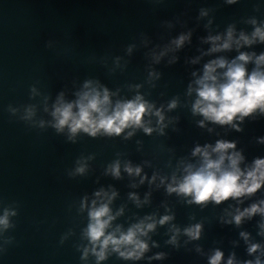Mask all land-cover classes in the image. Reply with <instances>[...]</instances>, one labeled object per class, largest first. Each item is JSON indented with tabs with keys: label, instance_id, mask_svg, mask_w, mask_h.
Returning <instances> with one entry per match:
<instances>
[{
	"label": "water",
	"instance_id": "95a60500",
	"mask_svg": "<svg viewBox=\"0 0 264 264\" xmlns=\"http://www.w3.org/2000/svg\"><path fill=\"white\" fill-rule=\"evenodd\" d=\"M257 29L264 0H0V264H211L217 251L219 264H264V212L235 222L264 208V182L219 203L169 191L204 165V150L219 158L218 141L234 143L222 168L238 154L241 181L264 159V110L224 124L193 110L213 61L226 62L213 72L217 84L233 62L245 78L264 73ZM105 90L109 115L140 97L141 125L95 135L57 127L56 107L71 103L77 113L84 93ZM102 205V219L112 217L105 236L141 226L139 256L121 255L139 251L134 244L109 243L99 258L104 237L94 242L88 230ZM197 224L194 238L186 230Z\"/></svg>",
	"mask_w": 264,
	"mask_h": 264
},
{
	"label": "clouds",
	"instance_id": "9594fccd",
	"mask_svg": "<svg viewBox=\"0 0 264 264\" xmlns=\"http://www.w3.org/2000/svg\"><path fill=\"white\" fill-rule=\"evenodd\" d=\"M231 35V31H229V40H231ZM254 35H259L264 40V32H261L259 29H257ZM184 39L185 37L181 36L177 44L182 43ZM210 39L218 40L219 37H211ZM243 39L245 42H250L247 37H243ZM221 47L228 48L229 43L225 42ZM239 59L241 61H247L250 57L241 54ZM261 62H264V55H261L257 60V63ZM225 63L221 59L206 65L203 78L197 81L201 87L197 90L199 99H197L193 106L194 111H198L206 118L221 124L232 122L238 113L242 117L250 114L256 108L264 110V73L253 71L250 76L245 78L246 72L243 64L233 62L224 74L227 77V82L217 84V77L213 75V72L217 66L224 67ZM209 81L211 83H208ZM108 103L109 97L107 90H105L103 98L100 97L99 93H95L94 95L84 93L77 102L79 108L77 113H73V104L71 103L56 107L53 115L57 117V127L62 128L64 125L69 124L73 133L83 128L90 134L95 135L102 128L108 133L119 134L129 125H141L142 117L147 111V106L140 100V97H137L135 101H129L123 104L118 103L110 115L107 114L108 108L106 105ZM174 106L175 102L173 101L170 107ZM94 113L98 115H94ZM157 115H160L159 111H157ZM161 119H163L162 116ZM145 131L150 132L151 129L146 128ZM234 147V143L218 141L213 149L214 152L220 153L219 158L216 160L210 159L209 152L204 150V165L195 172L189 171V174L185 176L183 182L177 188L170 186L169 191H179L186 195L191 194L197 203L206 202L209 199L219 203L230 196L239 197L244 193L256 191L261 186V182H264V159H258L255 162L256 167L252 171H249L241 181V176L244 174L237 167L238 160L240 159L238 154L229 157L231 165L230 171L222 168L225 160V150ZM200 152L201 148L197 147L194 154ZM80 170L82 171L83 169ZM127 171L131 173L133 169L129 167ZM135 171L138 174L140 169L136 168ZM113 172L115 175H119L118 164L113 169ZM257 211L264 212V208H258L256 205H253L252 208L246 209L245 212L236 215L235 222L239 224L245 213L252 214ZM108 212L107 205H102L90 213L93 222L89 225V236L94 242L99 241L102 236L104 237L99 258H104L103 249L109 243H112L116 250L119 249L121 244H134L135 248L139 249V251L121 252V255L129 257L133 255L139 256L140 252L147 248L145 243L135 238L137 231H143L141 226L137 225L135 229H129L127 234H122L119 239L111 234L105 236L104 230L112 217L108 216L107 219L102 218ZM167 219L169 217H164L161 223ZM0 223H7L6 216L5 218H0ZM147 227L151 229L154 225L148 224ZM186 231L196 238L199 236L200 225L197 224L194 228L187 229ZM242 235L245 234L242 233ZM257 247L258 245H253L249 251L253 252ZM221 258L222 253L217 251L211 258V264H219ZM228 264H233L231 259L228 260ZM257 264H259V261H257Z\"/></svg>",
	"mask_w": 264,
	"mask_h": 264
}]
</instances>
